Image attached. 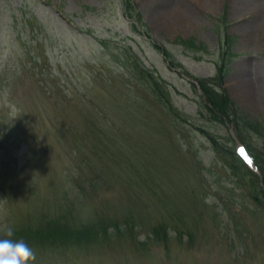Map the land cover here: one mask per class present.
<instances>
[{"label":"rangeland","instance_id":"374dc122","mask_svg":"<svg viewBox=\"0 0 264 264\" xmlns=\"http://www.w3.org/2000/svg\"><path fill=\"white\" fill-rule=\"evenodd\" d=\"M122 1L0 0V236L38 213L72 224L108 218L120 235L110 227L105 240L63 259L55 248V263L264 264V200L251 201L228 165L239 141L263 155L264 137L214 121L193 83L215 76L229 32L225 88L264 125V0H131L138 31ZM138 58L168 83L181 118L134 77ZM170 214L182 240L159 242L144 218ZM125 216L141 226L125 228ZM42 247L32 248V264Z\"/></svg>","mask_w":264,"mask_h":264},{"label":"trees","instance_id":"16d2710c","mask_svg":"<svg viewBox=\"0 0 264 264\" xmlns=\"http://www.w3.org/2000/svg\"><path fill=\"white\" fill-rule=\"evenodd\" d=\"M125 5L127 6L128 10L132 8L130 3L128 2L125 3ZM165 54L170 60L171 64L175 65V62L172 59L171 55L168 52H165ZM131 64H133L132 67L134 71L132 74L134 75V77H137L138 79L144 81L148 87V90L153 94V96L157 98L169 112L174 113L175 109L171 102L170 92L167 89V84H161L154 76L153 72H151L149 69H146L143 65L141 66L139 60H137V62H132ZM226 69L227 64L223 63L219 69V77L216 80H199V85L208 104V110L210 114H213V118L219 123L224 124L225 122H228L231 124H235L238 127L240 125V129L241 127H243L244 129H247V131H251V129H253V131L256 130L255 133H258L263 137L264 127L259 123L251 122V119L245 116L242 112H239V110L234 107V104L233 102H231L230 97L226 92H224L225 90H221L219 92L215 90L216 88H214V86L212 85V82H215L219 87H222L224 78L226 76ZM236 131L238 132V130ZM208 136L213 146L215 147V151L217 152V154L224 153L225 149L220 147L221 143H218L213 136L209 134ZM247 149L250 154L254 156L255 160L257 159L255 164H257L262 172L261 174L263 175V185H260L262 182L259 177L251 172L248 168H246L242 161L237 156H235V154H233V161L231 160L230 164H228L227 159H225V161L228 165H230L231 175L236 178L239 186H242L247 190L248 196H250L251 201L262 204V201L264 200V154L262 155L261 153H255V148L252 147L251 144H247ZM253 152L255 154H253ZM143 183L144 185H147V183ZM133 219L136 220V217H134ZM175 220L177 219L172 214H170L167 219H163L159 222H149L148 217L145 216L144 218L145 223L150 226V234L159 242H166L167 238L170 236L169 230L173 231L177 238L182 237L183 231L180 230V224L176 223ZM131 222H133V220H131ZM131 222H129L126 216L123 217V225L125 226V228L134 231V226H141L140 223L138 224L136 222L131 225ZM119 223L111 222L107 223V225L95 226V233L91 232L89 230V227L68 226L66 224H64L63 227L51 226L43 233L46 236H53V238L56 240H61L64 246L70 247L82 245L84 244V242L90 244L105 240L110 230L109 227L111 226L117 228L119 235L122 233ZM60 236L63 238L60 239Z\"/></svg>","mask_w":264,"mask_h":264},{"label":"clouds","instance_id":"9594fccd","mask_svg":"<svg viewBox=\"0 0 264 264\" xmlns=\"http://www.w3.org/2000/svg\"><path fill=\"white\" fill-rule=\"evenodd\" d=\"M0 236V264H32L36 254L22 238L14 239L11 227H5Z\"/></svg>","mask_w":264,"mask_h":264},{"label":"snow or ice","instance_id":"6c2138e0","mask_svg":"<svg viewBox=\"0 0 264 264\" xmlns=\"http://www.w3.org/2000/svg\"><path fill=\"white\" fill-rule=\"evenodd\" d=\"M239 152H240L241 156L245 158L246 163L251 165L252 164L251 158L247 155L246 151L243 148H240Z\"/></svg>","mask_w":264,"mask_h":264}]
</instances>
